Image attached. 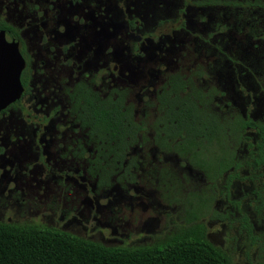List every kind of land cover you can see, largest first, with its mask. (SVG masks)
Here are the masks:
<instances>
[{
	"label": "rangeland",
	"instance_id": "1",
	"mask_svg": "<svg viewBox=\"0 0 264 264\" xmlns=\"http://www.w3.org/2000/svg\"><path fill=\"white\" fill-rule=\"evenodd\" d=\"M197 1L125 0L108 6L117 32L112 56L127 68L126 100L135 120L152 112L154 93L167 73L194 70L202 72V86L221 92L215 98L219 105L227 101L242 116L262 117L264 0ZM50 137L37 143L38 153L13 147L12 134L0 135V222L52 226L126 247L151 245L182 226L201 223L206 240L232 264H264V223L251 207L255 180H233L226 194L222 177L211 181L175 154L141 145L130 152L136 157L131 181L114 176L99 183L85 161L58 152ZM239 212L252 225L253 239Z\"/></svg>",
	"mask_w": 264,
	"mask_h": 264
},
{
	"label": "trees",
	"instance_id": "2",
	"mask_svg": "<svg viewBox=\"0 0 264 264\" xmlns=\"http://www.w3.org/2000/svg\"><path fill=\"white\" fill-rule=\"evenodd\" d=\"M201 0L199 5L218 3ZM264 6V2L262 4ZM202 72L167 73L154 93L152 112L139 120L132 105L94 94L78 103L77 118L86 133L77 140L90 145L87 171L99 183L111 177L132 180L136 146L152 145L200 167L211 181L223 178L227 194L233 180L258 183L251 200L255 217L264 223V112L260 119L242 116L213 86L198 81ZM264 91V84L262 86ZM76 105V104H75ZM237 206V202H235ZM248 238L252 225L239 212ZM264 235V232H263ZM0 264H232L231 257L206 240L201 223L182 226L164 240L139 247L106 246L55 227L0 222Z\"/></svg>",
	"mask_w": 264,
	"mask_h": 264
},
{
	"label": "flooded vegetation",
	"instance_id": "3",
	"mask_svg": "<svg viewBox=\"0 0 264 264\" xmlns=\"http://www.w3.org/2000/svg\"><path fill=\"white\" fill-rule=\"evenodd\" d=\"M111 3L125 0H0V30L16 38L23 62L19 96L0 108V135L12 134L16 149L40 153L37 143L51 136L58 152L87 166L91 146L82 144V154L77 146L86 133L76 120L78 103L92 94L113 99L115 90L127 102V68L115 61L110 47L117 33ZM121 22L125 31V19Z\"/></svg>",
	"mask_w": 264,
	"mask_h": 264
},
{
	"label": "water",
	"instance_id": "4",
	"mask_svg": "<svg viewBox=\"0 0 264 264\" xmlns=\"http://www.w3.org/2000/svg\"><path fill=\"white\" fill-rule=\"evenodd\" d=\"M22 64L16 38L11 33L0 30V108L18 98Z\"/></svg>",
	"mask_w": 264,
	"mask_h": 264
}]
</instances>
